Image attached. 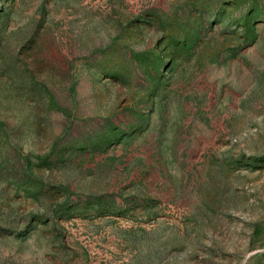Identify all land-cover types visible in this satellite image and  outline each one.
Listing matches in <instances>:
<instances>
[{"label": "rangeland", "instance_id": "rangeland-1", "mask_svg": "<svg viewBox=\"0 0 264 264\" xmlns=\"http://www.w3.org/2000/svg\"><path fill=\"white\" fill-rule=\"evenodd\" d=\"M0 264H264V0H0Z\"/></svg>", "mask_w": 264, "mask_h": 264}]
</instances>
